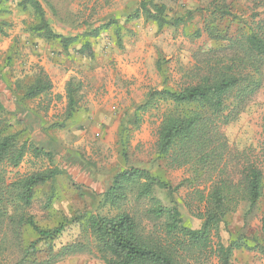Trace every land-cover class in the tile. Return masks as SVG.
Instances as JSON below:
<instances>
[{"label": "trees", "instance_id": "16d2710c", "mask_svg": "<svg viewBox=\"0 0 264 264\" xmlns=\"http://www.w3.org/2000/svg\"><path fill=\"white\" fill-rule=\"evenodd\" d=\"M18 6L23 11L28 7L33 10L38 20L33 33L46 42L57 41L63 51L79 43L77 54L92 60L90 39L110 29L120 45L117 20L87 28L79 36L64 37L50 28L38 0H21ZM252 7L248 19L237 16L225 2L213 9L228 25L221 33L213 22H205L204 32L209 40L224 45L198 53L194 63L183 70L178 90L149 91L144 102L127 116V122L138 126L143 113L165 107L155 130V156L168 170H185L187 178L171 187L147 169L129 166L120 170L103 193L90 196L98 210H108L106 214L83 208L52 228L37 224L29 214L35 192L62 171L54 167L25 175L13 173L28 153L51 158L29 139L22 140L23 132L11 131L7 115L16 118V123H23V119L16 111H8L0 100V264L11 255L14 264H57L82 251L95 254L104 264H212V259L218 264H233L234 253L239 250L256 252L264 259V214L260 219V242L241 233L223 244L219 236L225 219L243 205L247 208L245 219L257 207L263 192L260 160L251 148L231 147L223 133L264 85V0H254ZM166 11L165 4L157 0H141L125 22L143 17L160 30L184 24L186 16L192 14L173 18ZM233 25L239 29L229 33ZM193 35L201 38L203 33L197 30ZM51 86L38 66L19 98H39ZM78 89L70 78L65 86L67 120L78 111ZM261 129L264 133V109ZM24 130L28 131L25 125ZM122 146L126 147V141ZM181 187L189 190L186 205H196L201 220L198 229L185 227L179 210L162 205L155 195L156 189L170 193ZM70 226L78 229V237L57 244ZM26 231L34 235L29 242L25 240Z\"/></svg>", "mask_w": 264, "mask_h": 264}, {"label": "rangeland", "instance_id": "374dc122", "mask_svg": "<svg viewBox=\"0 0 264 264\" xmlns=\"http://www.w3.org/2000/svg\"><path fill=\"white\" fill-rule=\"evenodd\" d=\"M20 1L0 0V66L6 69L2 75L10 89V92L0 90V100L8 111H16L23 119V123H16V118L7 115L11 131L23 132L22 140L29 139L36 147L50 153L51 159L36 158L28 153L13 173L25 175L54 167L62 171L35 192L29 214L37 224L52 228L76 210L86 208L96 212L97 204L90 196L103 193L113 175L129 166L147 169L171 187L187 178L185 170H168L155 156V130L165 107L143 113L138 126L127 122V116L144 102L149 91L178 90L183 70L194 63L198 53L224 45V42L209 40L204 32L205 22H213L221 33L228 25L213 9L222 7L225 2L237 16L248 19L254 0H157L165 4L169 17L192 12L191 17L186 16L184 24L160 30L143 17L125 22V17L141 0H38L50 28L64 37L79 36L87 28L112 19L119 22L120 45L113 29L102 32L98 38L90 39L92 60L77 54L79 43L63 51L57 41L46 42L33 33L38 20L31 8L20 9ZM237 28L238 25H233L229 33ZM197 30L203 33L201 38L194 37ZM38 66L51 82L50 91L33 100H20ZM70 78L79 88L78 111L67 120L65 86ZM14 99L20 103L17 105ZM263 109L264 85L237 119L223 129L231 147L252 149L263 172L262 197L254 211L244 219L247 208L243 205L220 225L223 244L241 233L260 242V219L264 214ZM124 122L125 130H122ZM24 125L28 131L24 130ZM123 141L126 147L122 146ZM188 191L186 187L170 193L156 189L155 195L162 205L179 210L185 227L198 229L201 220L196 205L191 208L186 205ZM107 211L102 208L97 213ZM78 235V229L70 226L57 244L73 241ZM33 238L34 235L26 231V242ZM5 257L6 261L1 264H14V255ZM211 263L218 264L216 259ZM57 264L104 263L95 254L82 251ZM233 264H264V259L256 252L239 250L234 253Z\"/></svg>", "mask_w": 264, "mask_h": 264}, {"label": "crops", "instance_id": "0c3cea01", "mask_svg": "<svg viewBox=\"0 0 264 264\" xmlns=\"http://www.w3.org/2000/svg\"><path fill=\"white\" fill-rule=\"evenodd\" d=\"M6 50H7V49H6ZM8 53H9V52H7L6 54H8ZM5 71H6V69L3 70L2 67L0 66V90H1V89H7L6 87H8V81H7V79L5 80V76L2 75V74H4ZM7 78H9V77H7ZM2 79H3L4 81H2Z\"/></svg>", "mask_w": 264, "mask_h": 264}]
</instances>
